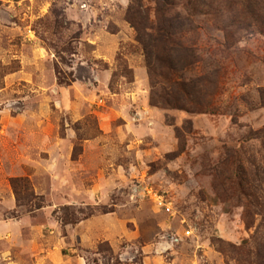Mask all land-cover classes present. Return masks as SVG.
Wrapping results in <instances>:
<instances>
[{
  "label": "rangeland",
  "instance_id": "obj_1",
  "mask_svg": "<svg viewBox=\"0 0 264 264\" xmlns=\"http://www.w3.org/2000/svg\"><path fill=\"white\" fill-rule=\"evenodd\" d=\"M131 1L0 0V264H244L260 218L228 179L243 146L264 197V147L243 143L264 127V36L198 16L181 36L218 110L154 106Z\"/></svg>",
  "mask_w": 264,
  "mask_h": 264
},
{
  "label": "trees",
  "instance_id": "obj_2",
  "mask_svg": "<svg viewBox=\"0 0 264 264\" xmlns=\"http://www.w3.org/2000/svg\"><path fill=\"white\" fill-rule=\"evenodd\" d=\"M200 15L223 31L226 39L237 35L264 36V0H154L153 20L140 0H132L129 4L125 17L145 57L152 105L189 113L218 110L209 100L205 101L208 95L211 100L215 94V91L207 92V87L212 86L210 75L193 74L201 56L196 47L185 44L181 36L183 30L197 32L199 22L196 18ZM124 73L128 74V70L124 69ZM213 87L218 88L217 83ZM176 134L179 138L177 129ZM251 140L260 141L264 147V127L249 130L243 143ZM240 148L232 150L233 168L228 182L244 198L245 226L254 224V214L260 220L252 236V245L247 247V242L243 241L238 249L245 253L244 264H264V197L252 190V177L259 175L251 169L252 162L245 156L244 147ZM10 185L18 205L35 200L28 179L12 178ZM41 206V203L35 204V208ZM62 221L72 223L66 216Z\"/></svg>",
  "mask_w": 264,
  "mask_h": 264
}]
</instances>
